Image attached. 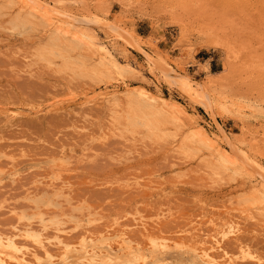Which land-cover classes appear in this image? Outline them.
Returning <instances> with one entry per match:
<instances>
[{
  "label": "rangeland",
  "instance_id": "obj_1",
  "mask_svg": "<svg viewBox=\"0 0 264 264\" xmlns=\"http://www.w3.org/2000/svg\"><path fill=\"white\" fill-rule=\"evenodd\" d=\"M54 1L45 2L56 6ZM57 1L65 2L61 7L69 14L100 21L96 29L103 40L113 33L109 27L126 29L155 48L161 65L164 58L177 74L194 80L197 92L222 103H213L208 112L161 69L150 70L152 75L125 36L115 43L125 72L115 73L109 62L99 63L88 44L74 46L70 35L33 21L16 27L22 12L1 0L0 235L48 225L42 233L57 260L43 257L37 264L63 263L52 239L58 227L64 230L60 239L73 248L70 264H99L94 259L109 248L114 254L142 250L147 259L141 264H206L193 245L208 247L232 223L240 230L221 249L238 256V264H252V258L264 264V209L250 200L252 183L232 169H219L215 153L197 140L184 139L195 127L216 133L221 126L236 152L249 157L252 171L264 177V0ZM143 87L176 100L186 113H167L150 128L156 115L143 104L138 93ZM127 90L135 104H129ZM109 91L118 95L101 98ZM219 96L235 100L237 107ZM183 140L189 146H182ZM120 233L127 237L123 246L116 242ZM84 235L93 252L85 257ZM239 247L248 257L237 253Z\"/></svg>",
  "mask_w": 264,
  "mask_h": 264
},
{
  "label": "bare ground",
  "instance_id": "obj_2",
  "mask_svg": "<svg viewBox=\"0 0 264 264\" xmlns=\"http://www.w3.org/2000/svg\"><path fill=\"white\" fill-rule=\"evenodd\" d=\"M4 1H7L8 4H10L11 6H16L18 8L17 10H19L23 14L22 15L23 17L20 19V20H22V22H20L19 25H17L16 27L23 26L25 24V22H32L33 21L32 23L45 26L49 31H55L57 33V35H62V34L65 35L66 34L65 36H67V37L70 35L73 38L72 44L74 46H80V45H83V44H88L89 47L91 48V51L94 50L96 52V58L100 61L99 63H101L102 65H105L106 61L109 62L110 65L112 66V68L115 70V73H117V72L118 73H121V72L124 73L125 72L123 67L121 66V64L119 63V61L117 59L118 51H117V47H116L117 44H115V43H116V41L118 39H121L123 41V40H126L128 38L129 42L130 41L132 42V44H133V46L135 48V51L137 49L141 54L144 55L145 61H146V65H147V67L149 66V68H150L149 71L151 70L154 73L156 71V69H159V70L161 69V71L166 74L167 79H169L171 82L172 81H178L180 83V85H181L180 87L181 88H180L179 91L182 92L185 96L193 97V98L194 97L199 98L198 100H200L201 106L203 104L207 109L209 108V110H207L208 112L212 111V109L210 111V108L213 107V105H214L213 103L216 104L218 102L217 104H219V105H220V101L222 103V100L218 101L216 99H213V97H211L210 95L206 94V92L205 93L201 92L202 94L200 92H197L199 89L196 90L195 86H193V83H194L193 81L194 80L192 81L191 77L190 78L183 77L184 76L183 73H178L177 74V71L173 70L171 64L167 60H165L164 58L162 60L163 64L161 65L159 63L161 61L160 60V55L158 53H156V50H155L154 47H152L150 45L146 46L144 42H143L144 43L143 44L139 39H137L131 33H128V31H125L126 29H124L122 27H115V26L109 27L110 30L114 33V35H112L113 33L111 35H107V36H105L106 39L103 40V39L100 38L98 30L96 29V25H98V23L100 21H97V20L93 21V20L88 19L87 17H81L80 18L78 16L76 17L75 15H72V13L71 14L67 13V11L63 7H61V6L64 5L65 2L62 3L61 1H57L56 0V1H54V4H56V6H55V5H52L49 2H45L46 0L45 1H43V0H4ZM57 5H59L60 7H58ZM16 7H14V8H16ZM78 18H80V19H78ZM111 24H113V23H111ZM114 25H115V23H114ZM116 26H118V24ZM97 27H99V25ZM48 30H46V32ZM101 30H103V29H101ZM107 30L110 31L109 29H107ZM180 30H181V33H184V29H180ZM103 31L106 32V29L103 30ZM105 32H104V34H105ZM199 33H201V31ZM202 33H204V32H202ZM124 36H125L126 39L124 38ZM202 36H203V34H202ZM205 36H206V34H205ZM122 47H121V44H120V48H118V49H121ZM145 47H147L148 49L146 50ZM122 49H124V48H122ZM125 49H126V47H125ZM232 50L230 49V51H228V54H229L228 58L229 59L231 57L230 54H231ZM123 51L127 52L125 50H122V52ZM95 52H93V53H95ZM96 58H95V60H96ZM130 68H133V67H130ZM125 69L127 70L128 68H125ZM151 71H150V73H152ZM127 72H128V70H127ZM153 73H152V75H153ZM159 80H158V82H159ZM146 81L147 80H145V82ZM195 83L197 84V82H195ZM197 87H198V84H197ZM126 88H128V87H126ZM158 90H159V88H158ZM124 91H126V90H124ZM139 91H141V88H140ZM117 92H118V90H117ZM120 92L122 93L123 91H120ZM128 92L129 93L127 94V98H128L129 104L130 105L133 104V103L135 104V99L132 96V92L133 91L129 90ZM114 93H116V92H114ZM138 93L143 98V100H146V102L143 103L144 106L147 107L146 109H149L151 112H153V114L156 115L157 123L153 122V123L149 124L150 128H155V126H156L155 124H158V120H159L158 118L165 116V114H167V113L168 114L170 113L171 115L172 114H176L177 115V114L186 113V110L184 109V106L182 104H180L179 102H177L176 100H173V99H170V98H167V97H158V96L156 97V96L150 94L151 92H148L147 90H145L144 87H143L142 91L138 92ZM117 95H111L110 91H109V92L102 93L101 94V98L109 100L111 98H115ZM220 95H221V93H220ZM222 96H219V97H222ZM118 98H121V97L118 96ZM197 98H196V100H197ZM158 99H160L161 101L158 102ZM223 99H224L223 101H225L226 104L230 103V106H233V107L236 106L237 107V105H238V102L236 103V101L233 100V99H231V101L228 98H223ZM118 100H120V99H118ZM147 100L148 101H152L153 103H148ZM189 100L194 102L191 98ZM226 100L230 101V102H227ZM138 103H140V102H138ZM250 106H252V104ZM228 107H229V105L226 108H228ZM223 108L226 110L225 106ZM240 108H242V107H239V109ZM144 109H145V107H144ZM151 109H153L154 111H152ZM240 111L242 113H245V111H243V109H240ZM251 112H253V111L251 110ZM209 114L212 117V120L214 122L215 118L211 115V113H209ZM176 115H175L176 118L180 117L179 115L178 116H176ZM190 116H192V115L190 114L189 117ZM183 117H185V119H189L187 115L186 116L184 115ZM173 118H174V115H173ZM190 119H192V118H190ZM130 120H132V123H133V121H136L135 117L132 119V116L130 117ZM169 121H170V119H169ZM195 122L197 123L196 120H195ZM180 124H181V122H178L177 124L174 123V126L175 125H180ZM174 126L171 125V127H174ZM192 127H193V124H192ZM216 129H217L216 133H208L206 131V129H204V128L200 127V126L199 127H195L194 129L190 130V132L187 134V136L184 139L188 140V142L192 141V140H197L199 145H201V146L209 149V151L215 153V154H213V153L212 154H213V156L214 155L217 156V164H216V166L219 169L224 170V171L232 169V170L236 171L239 174L247 176V178L244 177V176L243 177L245 178V180L248 179L247 181H250L252 183L251 186H253V189H252V192H251V196H250V200H252L253 203H255V204H262L263 205L262 209H264V179H263L264 177L260 179V176H258L257 172H256L258 170L254 171L255 173L252 171V169H256V168H252L249 165V164H251V162H249L250 160L247 159L249 157H246L243 153L242 154L245 157L241 156L242 154H238L240 152H236V150H235L236 146H235V144H233L232 139L230 141L229 134L226 133V130H224L221 126H218V125H216ZM182 143H184V144H182V146L183 145L189 146L188 143H186L184 140L182 141ZM194 145H196V144H194ZM211 152H209V153L211 154ZM263 174H262V176H263ZM258 207L260 208V206H258ZM47 226L48 225H45L43 223V225L41 227L33 229L29 225L28 227L24 228L23 232H21V233L19 232L20 235H15L16 233L14 235H12V236H9V234H6V236L0 235V264H37V263H40V261L42 259H44L43 257H45V259H46V257L49 258V259L52 258L53 257V255H51L52 254L51 253L52 250L48 249L49 248L48 245L51 244L52 242L51 243L50 242H46L49 238H44V235H43L45 230H47V228H48ZM223 228L224 229H222L221 236L216 237V239L214 240V243L210 244L208 247L207 246H201L202 244L201 245L199 244L200 246L199 245L197 246V244L193 245L195 250L199 251L200 255L202 256V258H201V259H203L202 261L206 262V264H238L239 263L238 256H233V254H230L231 252L229 253L226 250H222L221 248H222L223 241L225 239H227L228 237H230V236L236 235V233H238L240 229L238 228V226L233 225L232 223L227 225V227L224 226ZM55 230L57 232H55V234L53 235L52 239L55 240V242L53 244L58 246V247H56V248H58V251L61 250V252H62L61 253V258L63 260L62 264H68L69 260L71 259L72 255H73L72 254L73 253L72 252L73 248L71 247V245L69 243H66L67 241H63L62 239H60V237L62 235L61 233H64V230H62L59 227L57 229H55ZM144 233H145V231H144ZM46 235L48 236V234H46ZM15 237L16 238L19 237V239H21V240L18 239L19 242H16L17 239ZM116 237H118L120 239V242H118L119 240H117L116 242L120 246H123L122 243H125V240L127 238V237H125V234L124 233H122V234L120 233V235L117 234ZM109 238L110 237L105 238V241L110 240ZM23 239H24V241H22ZM149 241H150V244H155V242H156V240H154V239L153 240L150 239ZM102 242H104V241H102ZM113 243H114V241H113ZM157 243H160V242H157ZM157 243H156V245H157ZM27 244H29V245L31 244V246H33V248L35 247V248L42 249V250H41L40 253L37 252L38 249L34 250V252H31L33 250L29 246H27ZM80 244L82 246L81 249L84 252V253H82L84 257L87 256L86 254L93 253L90 250L88 251V249H90V248H88L89 244H88V241H87V238L85 237V235L82 237V240H81ZM168 244H167V246H168ZM129 245L130 244H127V246H129ZM171 245L172 244H170V246ZM25 248L27 250L31 249V251L28 250V253H26L24 251ZM155 248L156 247L154 246V249ZM157 248H159V246ZM161 248L163 249V247H161ZM91 249H92V247H91ZM103 249H105V248L103 247ZM131 249H132V247H131ZM218 249L222 250L221 253H219L220 251ZM92 250H94V249H92ZM217 250L219 251L218 253H216ZM58 251H57V253H59ZM76 251H77V249H76ZM107 251H106L107 253H104L102 255H100L99 252H98V254L101 256V258L99 259V261H97L95 259H94V261L95 262H99V264H141V261H146V259H147V257H145V255L143 253H141L142 250L140 251V253L132 251V250H129L127 252L124 251L121 254L117 253L116 251L115 252L117 254L116 253L115 254L112 253L110 248ZM117 251H119V250H117ZM29 252H31V255L29 254ZM238 252H239V255L242 258L248 257V252L243 247H239V251L237 250V253ZM55 253H54V255H55ZM57 253H56V255H57ZM173 253H175V252H173ZM154 254H156V252ZM168 254H170V253H168ZM153 255L151 254V256H153ZM178 255L179 256L182 255V257L181 256L180 257L183 260V258H184L183 257V252H182V254H179V252H178ZM92 256H94V255H92ZM167 256H169V255H167ZM149 257H150V255H149ZM169 257L171 258L172 256H169ZM174 257H175V255H174ZM53 259H56V258L53 257ZM160 259H162V258H160ZM252 259H255L254 261H252V264H262V263H260L261 262L260 259H256V258H252ZM84 260H82V261L84 262ZM155 260L156 259H154V261ZM239 260H240V258H239ZM51 261H52V259H51ZM85 261H87V260H85ZM157 261H155V263ZM249 261L251 262V260H249ZM188 262H190V261H188ZM192 262H191V264H193ZM194 262H195V260H194ZM197 263H198V261H197ZM199 263L201 264V262H199ZM151 264H153L152 261H151ZM249 264H251V263H249Z\"/></svg>",
  "mask_w": 264,
  "mask_h": 264
}]
</instances>
